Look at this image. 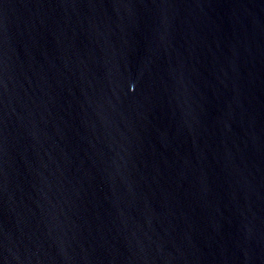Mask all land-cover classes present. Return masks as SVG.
I'll list each match as a JSON object with an SVG mask.
<instances>
[{"label": "water", "instance_id": "obj_1", "mask_svg": "<svg viewBox=\"0 0 264 264\" xmlns=\"http://www.w3.org/2000/svg\"><path fill=\"white\" fill-rule=\"evenodd\" d=\"M0 264H264V0H0Z\"/></svg>", "mask_w": 264, "mask_h": 264}]
</instances>
